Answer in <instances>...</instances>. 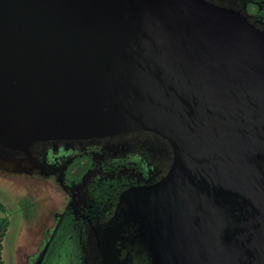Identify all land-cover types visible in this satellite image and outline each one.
<instances>
[{
	"label": "water",
	"instance_id": "95a60500",
	"mask_svg": "<svg viewBox=\"0 0 264 264\" xmlns=\"http://www.w3.org/2000/svg\"><path fill=\"white\" fill-rule=\"evenodd\" d=\"M99 143L170 161L123 194L101 264H264V26L248 0H0V168Z\"/></svg>",
	"mask_w": 264,
	"mask_h": 264
},
{
	"label": "flooded vegetation",
	"instance_id": "af4514ba",
	"mask_svg": "<svg viewBox=\"0 0 264 264\" xmlns=\"http://www.w3.org/2000/svg\"><path fill=\"white\" fill-rule=\"evenodd\" d=\"M248 12L264 26V0H248ZM126 148L103 143L40 147L47 161L43 169L30 166L31 173H16L0 168L15 196L27 191L49 213L39 228L28 227L34 235L30 253L21 255L19 237L14 240L16 263L22 258L26 264H101L98 233L116 216L123 194L159 181L170 165L159 151Z\"/></svg>",
	"mask_w": 264,
	"mask_h": 264
},
{
	"label": "rangeland",
	"instance_id": "374dc122",
	"mask_svg": "<svg viewBox=\"0 0 264 264\" xmlns=\"http://www.w3.org/2000/svg\"><path fill=\"white\" fill-rule=\"evenodd\" d=\"M9 186L10 183L0 177V222L5 220L9 223L3 240L1 259L3 264H26L22 258H18L16 263L14 240L19 237L18 252L21 255L30 253L34 248V235L28 227L39 228L49 213L42 207L44 203H40L36 197L22 190L15 196ZM23 225L27 228H22Z\"/></svg>",
	"mask_w": 264,
	"mask_h": 264
},
{
	"label": "trees",
	"instance_id": "16d2710c",
	"mask_svg": "<svg viewBox=\"0 0 264 264\" xmlns=\"http://www.w3.org/2000/svg\"><path fill=\"white\" fill-rule=\"evenodd\" d=\"M8 222H0V264H3V261L1 259V249L3 245V240L7 231Z\"/></svg>",
	"mask_w": 264,
	"mask_h": 264
}]
</instances>
